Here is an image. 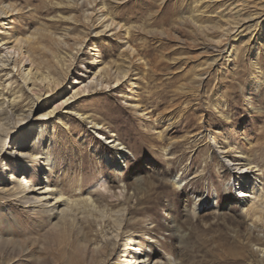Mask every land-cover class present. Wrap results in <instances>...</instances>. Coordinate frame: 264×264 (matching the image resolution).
Masks as SVG:
<instances>
[{
    "label": "rangeland",
    "instance_id": "rangeland-1",
    "mask_svg": "<svg viewBox=\"0 0 264 264\" xmlns=\"http://www.w3.org/2000/svg\"><path fill=\"white\" fill-rule=\"evenodd\" d=\"M1 1L20 10L0 21L22 32L43 27L60 33L70 27V36H74L86 26L83 8L68 9V0ZM114 2L108 9L123 28L91 36L83 44L66 82L49 94L41 92L29 121L11 129L0 153L5 163L0 168V264H128L129 257L118 253L125 234L114 249L93 250L88 241L94 240V231L88 230L85 238L83 224L64 229L58 218L21 199L4 196L24 177L17 171L23 164L15 155L6 158V154L28 149L33 137L30 123L38 122L36 119H42L39 124L48 130L41 148L50 144L49 150L56 156L57 190L73 199V178L80 177L83 192L100 178L111 180L112 191L124 188L131 224L148 232L159 225L156 233L144 235L139 247L145 252L147 246L152 247L151 238H156L158 244L145 252L151 255L150 264L167 260L171 264H217L250 253L260 258L258 248L246 243L249 232L263 237L264 228L254 229L244 219L227 186L229 174L220 169L210 142L212 138L218 143L227 140L251 155L264 173V0ZM69 16L79 22L74 25L63 20ZM124 26L132 28L125 41L141 58L131 61L126 80L114 88L111 84L110 88L93 89L60 107L76 78L121 62L119 40ZM198 26L212 30L204 37ZM87 50L90 55L98 53V58L94 64L85 62L78 68ZM85 67L88 73H84ZM17 83L15 80L13 86ZM129 102L138 108H131ZM23 104L25 109L31 107L28 99ZM54 106L58 110L52 115L41 116ZM88 117L98 119L107 136L114 134L126 148L120 171L113 167L110 154L104 158L106 141L92 135ZM168 120L173 122L170 127ZM157 131H163L161 138ZM29 170L32 184L42 183L39 168ZM175 176L182 178L180 185L171 184L170 178ZM92 197L99 205L104 203ZM130 223L129 234L138 231Z\"/></svg>",
    "mask_w": 264,
    "mask_h": 264
},
{
    "label": "bare ground",
    "instance_id": "bare-ground-1",
    "mask_svg": "<svg viewBox=\"0 0 264 264\" xmlns=\"http://www.w3.org/2000/svg\"><path fill=\"white\" fill-rule=\"evenodd\" d=\"M112 1L118 4L122 0H68L66 4L68 9L79 10L83 8L82 21L86 25L82 33L74 36H70V27H65L60 33L43 27L30 32H22L20 29H13L12 26L6 25L5 20L0 21V26L3 29L0 33V153L4 152V148L7 146L11 129L21 128L29 121L30 110L35 101H38L36 99H40L41 92L49 94L66 82L83 44L89 41L91 36H100L107 32L116 33L123 28V25L116 20V17L108 9V5ZM19 10L20 8L16 5L0 0V19L12 16L13 13L17 14ZM63 20L69 24L79 22L72 16L63 18ZM10 22L12 23V21ZM227 22L225 26L228 25ZM239 23L240 20L237 21V24ZM131 29L124 26L122 39L119 40L121 62L110 68L99 67L89 76L83 75L76 78L72 83L70 96L61 102L60 107L68 100L84 95L93 89L97 90L98 87L100 89L110 88L111 84H113L111 88H114L126 80L130 73L131 61L141 59L137 57L136 50L125 41V38L130 35ZM197 30H200L205 37L210 33L212 27L198 26ZM232 31L233 29H226V32ZM74 51L76 52L74 53ZM88 53L87 50L82 54L83 58L80 59L78 68H83L82 64L85 62L94 64L98 58V53L92 55ZM215 60L216 58L212 61ZM84 70V73L89 72L86 67ZM202 76L201 74L198 75V79L200 80ZM14 79L18 81V85L13 86L15 84ZM25 99H28V105L31 104V107L26 109L27 106L23 104ZM128 105L131 108H138V104L129 102ZM55 110H58V106H54L53 111L41 116H50ZM36 120H38L37 124L30 123L29 130H32L33 137L28 149L22 147L23 149L18 152L9 151L8 155L6 154V158L15 155L16 159L23 164L17 171L24 177L21 180H16L11 191L5 192L4 196L15 200L21 199L25 203H30L32 208L47 213L51 218H58L64 229L66 226L74 229L77 224H83L85 229L87 228L86 234H84L85 238H87L88 230L94 231V240L88 241L90 242L89 245L93 246V250L114 249L118 241L124 240L121 237L125 234L127 238L122 244V249L118 252L120 256L129 257L128 264H150L151 255H147L145 252L151 250L149 248H152L153 245L158 244L156 238H151L150 245L152 247L147 246L145 252H141L139 247L144 235L149 232L156 233L159 225L155 227L156 229L148 232L143 230L141 225L132 223L134 224L132 229H138V231H132V234H129L130 230L127 229L130 223L127 219L129 212L128 208L125 207L127 196L123 194L124 188H120L118 192L112 191L111 180L107 181L100 178L95 185L90 186V190L83 192L79 183L80 177H75L72 179L75 181L71 185L76 186L74 189L76 193L70 194L73 199L66 197L62 191L57 190L58 179H55L56 174L53 171L57 165L56 156L49 150L50 144L47 149L41 148V141L45 139L48 130L39 124L42 119ZM154 122V120L151 121V123ZM87 123L91 125L92 135L96 139L106 141L107 149H104V153H106L104 158L109 157L110 154L111 158L114 159L113 167L119 170L122 160L127 157L126 148L114 134L107 136L98 119L88 117ZM172 125L173 122L168 120L167 126ZM156 135L161 138L163 131H157ZM210 145L214 149L220 169L229 174L227 186L237 198L244 219L249 221L254 229L262 230L264 228V183L261 182L264 177L263 166L255 164L251 155L243 152L242 149L234 148L227 140L218 143L212 138ZM4 165V161L0 160V168ZM34 166H37L42 172L39 177L41 176L43 181L38 185H33L29 178V169ZM65 169H69V167L66 166ZM50 181L53 182L52 186ZM181 181L182 178H178V176L170 178L173 186L180 185ZM138 182L139 180H136V183ZM36 190L39 193H35ZM32 192L35 194L29 198L27 195L32 194ZM92 196L98 197L104 203L99 205ZM43 201L45 202L43 203ZM199 206L200 203L195 206V209H198ZM246 244L256 246L261 255L260 258H254L253 254L250 253L217 264H264V236H252L249 232ZM171 263L167 260L164 264Z\"/></svg>",
    "mask_w": 264,
    "mask_h": 264
}]
</instances>
